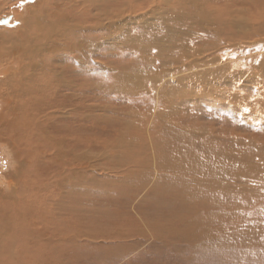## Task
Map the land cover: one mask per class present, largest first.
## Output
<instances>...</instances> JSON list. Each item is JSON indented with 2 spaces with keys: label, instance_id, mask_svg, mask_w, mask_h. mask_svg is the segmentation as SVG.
I'll use <instances>...</instances> for the list:
<instances>
[{
  "label": "bare ground",
  "instance_id": "obj_1",
  "mask_svg": "<svg viewBox=\"0 0 264 264\" xmlns=\"http://www.w3.org/2000/svg\"><path fill=\"white\" fill-rule=\"evenodd\" d=\"M0 25V264L264 228V0H0ZM158 197L183 211L150 222Z\"/></svg>",
  "mask_w": 264,
  "mask_h": 264
},
{
  "label": "rangeland",
  "instance_id": "obj_2",
  "mask_svg": "<svg viewBox=\"0 0 264 264\" xmlns=\"http://www.w3.org/2000/svg\"><path fill=\"white\" fill-rule=\"evenodd\" d=\"M4 17L9 19L7 21L8 24L12 23L11 22V20L13 19L12 14H8V16L6 15ZM152 30L154 29H151L149 31ZM155 32H156L155 39H161L163 40L162 42L165 43L169 41L170 43L171 41L172 43L175 42L174 37H169V38H166L167 36L162 37L163 35L161 34V32H158V30ZM144 37H145L144 39L149 38L148 34ZM157 59L158 57L153 58L152 60H150V63L148 62L144 66L150 68H152L153 66L158 67ZM139 66L140 64H137V67ZM102 93L105 94V92ZM120 101H121L120 98L119 99L113 98V100L110 102V101H106L105 99L103 100L100 97L99 105H103L107 110H109L108 108L113 109L119 107L116 110L121 111V113L124 111L125 115H127V111L125 110V108L121 110L120 107H124L125 104L121 103ZM180 111L183 112L182 109H180ZM181 112L180 114H182ZM205 114L207 115V113ZM111 115H114L113 111ZM115 116L122 117L120 115H115ZM109 119L110 118L108 119L106 118V121L97 122L96 124L97 139L98 138L101 139L102 137H104L102 135H105L104 137L105 139L106 136L111 132V130L109 129L112 128L114 129V127L118 126V123L115 122L116 121L115 119H114L115 121H113L112 124L107 122L109 121ZM202 122H203L202 126L207 128L208 126L207 121H202ZM220 123L222 124V122L216 121L215 123L216 127L218 126H220L221 128L224 127L223 128L224 130H228V129L230 130L234 127V125L232 126V124L229 121H226L224 123L225 124L224 126L221 125ZM106 126H108L109 129ZM101 130H103L104 132ZM107 130H109V132H107ZM221 131L226 133V131L223 130ZM99 139L98 141H100ZM104 139L103 142L98 143L99 147H101L102 144L104 143ZM259 155H261L264 158V149L257 150L255 148H252L250 149L248 154L249 157L251 156L252 157L251 159L248 160L250 161L252 160L251 162L258 164L257 159H259ZM246 165L249 166L250 163H247ZM247 171L248 169H245V173L241 174V177L239 178L240 181L246 179L251 180V178L254 179L253 175L247 173ZM259 173L261 175H263L264 173V162H262L259 168ZM203 191L204 190L200 192ZM117 197L118 196L116 195L114 198L116 199ZM159 198L160 197H158V199L154 198L153 200H149L148 202V205L150 206L156 203L158 207H162V210L158 211V214L145 215L146 217L148 216L150 222L152 218H158V216L164 219L166 222L167 221L169 222L170 219H168L169 217L167 216L166 208L169 210L168 213L170 214L173 211H176L177 213L181 214V212L183 211L177 208L169 209L170 208L169 202L165 200H161V198L160 199ZM109 204L111 207H113L110 201ZM104 205L107 206L106 204ZM104 205H101L100 210H102L103 208L108 210V206L105 207ZM259 222L262 221L259 220ZM161 224L162 223L158 222V224L155 223L153 225V228L151 227L154 230V232L158 234L157 242L151 241L152 236L150 235L146 236L149 240L145 239L144 241L140 242L138 239L135 238V234H128L126 238L115 239L110 241L111 243L110 242L98 243V245L96 244L95 246L96 248H93L91 252H84L83 257L77 258L78 260L66 261L67 258H65L63 263L64 264H264V228L260 229L258 226L247 227L246 223L245 224L243 223V225L238 223L237 225H235V222L227 223L226 224L227 236L225 237L226 239L222 243L214 242L215 240H208L206 242V245H204L203 241H200L201 246H205V248L203 250H198L195 247V245L190 242L191 240L190 237L182 235L180 233L167 235L166 232H162L164 231L165 228ZM191 226L201 227L200 225H191ZM98 227L99 229L110 228L108 224H104L102 221H99ZM196 233L201 238H205L208 236L205 233L202 234L200 231H197ZM136 245H138L139 247ZM130 248H133L134 250L133 249L130 250Z\"/></svg>",
  "mask_w": 264,
  "mask_h": 264
},
{
  "label": "snow or ice",
  "instance_id": "obj_3",
  "mask_svg": "<svg viewBox=\"0 0 264 264\" xmlns=\"http://www.w3.org/2000/svg\"><path fill=\"white\" fill-rule=\"evenodd\" d=\"M22 3H23V0H22ZM153 51H155V50H153Z\"/></svg>",
  "mask_w": 264,
  "mask_h": 264
}]
</instances>
